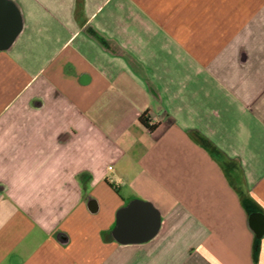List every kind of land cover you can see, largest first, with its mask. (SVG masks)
Listing matches in <instances>:
<instances>
[{
    "label": "crops",
    "instance_id": "1",
    "mask_svg": "<svg viewBox=\"0 0 264 264\" xmlns=\"http://www.w3.org/2000/svg\"><path fill=\"white\" fill-rule=\"evenodd\" d=\"M0 264H264V0L0 2Z\"/></svg>",
    "mask_w": 264,
    "mask_h": 264
},
{
    "label": "water",
    "instance_id": "2",
    "mask_svg": "<svg viewBox=\"0 0 264 264\" xmlns=\"http://www.w3.org/2000/svg\"><path fill=\"white\" fill-rule=\"evenodd\" d=\"M2 1L3 0H0V2H2ZM5 2H6V0H5ZM9 4H11V3H9ZM21 27H22V24L19 23L18 26H16L14 28V31L11 34L10 40L7 43L8 46L11 45L13 43V41L16 39V37L18 36V34L21 31ZM142 206H144V208H147V209L150 207L149 204L143 203L141 201H134V202H132L128 206V208H126V209H124V210H122L120 212V219H122L125 214H128L129 211L138 210ZM152 214H154V216L152 217L150 230L147 233L141 234L140 232H138L136 230V231L129 232V233H123L124 235H122V232H126V231H124V230L121 229L120 230V232H121L120 235H122L125 240L129 241V243H142V242L149 241L150 239H152L156 235V233H157V231H158V229L160 227V224H161L160 219L155 215V213L152 212ZM258 234H259V232H258Z\"/></svg>",
    "mask_w": 264,
    "mask_h": 264
},
{
    "label": "trees",
    "instance_id": "3",
    "mask_svg": "<svg viewBox=\"0 0 264 264\" xmlns=\"http://www.w3.org/2000/svg\"><path fill=\"white\" fill-rule=\"evenodd\" d=\"M139 123L142 126H144L147 129H149L150 131H153L154 130V127H151L150 124H149L150 123V119H149V117L147 115H143L142 117H140L139 118ZM111 187H112V185H111Z\"/></svg>",
    "mask_w": 264,
    "mask_h": 264
},
{
    "label": "built area",
    "instance_id": "4",
    "mask_svg": "<svg viewBox=\"0 0 264 264\" xmlns=\"http://www.w3.org/2000/svg\"><path fill=\"white\" fill-rule=\"evenodd\" d=\"M149 124H150V126L152 125V124H151V121H150V123H149Z\"/></svg>",
    "mask_w": 264,
    "mask_h": 264
}]
</instances>
